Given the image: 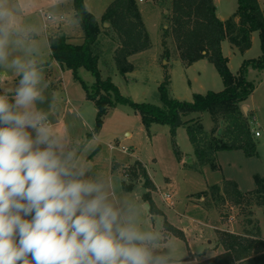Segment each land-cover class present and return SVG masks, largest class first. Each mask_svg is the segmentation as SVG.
<instances>
[{"label": "rangeland", "instance_id": "obj_1", "mask_svg": "<svg viewBox=\"0 0 264 264\" xmlns=\"http://www.w3.org/2000/svg\"><path fill=\"white\" fill-rule=\"evenodd\" d=\"M56 1L6 0L5 6L14 15L13 28L19 33L12 37L14 43L10 47L11 55L8 59L11 61L20 57L37 64L42 75L39 87L44 99L42 102L37 101L36 107L47 113L48 123L66 149L73 152L90 170V175L103 178L122 205L135 207L142 229L159 233L161 238L171 236L167 241L160 242L157 251L162 254L171 253L178 258L187 256L189 242L195 247L198 256V260L193 263L196 264L224 251L221 243L224 231L243 233L258 225L264 237V207L255 204V196L249 194L242 203L236 204L233 197L222 191L217 195L203 192L215 183L223 185L226 179H234L241 190L249 191L256 187L255 175L264 176V71H249L248 78L254 80L257 86L247 99L249 108L245 102L242 104L256 144L255 155H247L242 149L219 150L215 155L218 167L214 169L209 163L199 162L185 126H180L176 135L184 155H177L172 144L170 126L156 123L147 130L140 113L127 103H119L109 109L103 118L102 128L97 131L98 110L95 102L87 97L85 87L74 78L72 71L63 70L51 56L50 37L65 32L73 42H81L84 38L82 27L75 16L74 0H60L59 4ZM112 1L84 2L87 9L101 20L97 52L102 76L111 77L123 95L136 102L162 105L159 85L164 80L166 70L171 77L170 95L180 100H193L196 92L206 93L224 88L215 64L207 58L189 66L184 64L177 42L171 31H168L171 11L167 12L162 24L158 23L156 16L147 11L152 4L151 0H137L146 12L151 47L132 58V62L129 60L132 54L129 55L128 60L134 68L129 73H121L113 56L119 41L113 30L109 26L106 30L102 22V14ZM152 1L159 3L163 9H172L169 0ZM234 5L236 8V0ZM218 11L221 15L231 12V3L224 1L219 4ZM237 34L238 31L235 32L230 25L229 38ZM255 35L247 55L234 51L227 41L226 53L224 49L223 53L230 58L228 64L232 72H237L241 61L262 54L259 32ZM79 74L87 85L94 83L95 77L90 70L81 67ZM19 79L20 75L13 68L0 65V93L6 91L11 99ZM191 116L200 118L210 135H219L218 129H224L222 113L193 112ZM256 131L260 132L259 136L255 134ZM125 147L129 151L124 150ZM136 156L145 162L151 173L158 187L155 189V200L165 214L151 215L150 211H143L142 195L147 189L143 187L142 177L137 179L130 175L131 167L139 160ZM123 182L137 187L129 193L124 190ZM165 193L171 194L169 201ZM166 220L183 228L189 241L167 233L164 226Z\"/></svg>", "mask_w": 264, "mask_h": 264}, {"label": "clouds", "instance_id": "obj_2", "mask_svg": "<svg viewBox=\"0 0 264 264\" xmlns=\"http://www.w3.org/2000/svg\"><path fill=\"white\" fill-rule=\"evenodd\" d=\"M5 3L0 65L20 79L11 99L0 93V264H172L160 234L140 227L135 207L90 175L36 107L42 75L33 60L9 61L19 33Z\"/></svg>", "mask_w": 264, "mask_h": 264}, {"label": "trees", "instance_id": "obj_3", "mask_svg": "<svg viewBox=\"0 0 264 264\" xmlns=\"http://www.w3.org/2000/svg\"><path fill=\"white\" fill-rule=\"evenodd\" d=\"M237 2L235 15L239 17L238 34L229 38L231 21L218 16L214 0H172L168 31H171L177 42L184 64L189 66L199 59L207 58L215 64L224 83V88L219 91L194 93L193 100H180L170 95L171 77L168 70L165 71L164 80L159 85L162 105L133 101L121 93L111 77L104 78L99 68L100 56L97 52L101 22L87 9L84 0H74L75 16L84 33L83 41L72 43L68 41L66 34L60 32L49 38L51 56L64 69L72 71L74 78L80 80L85 87L87 97L95 102L98 110L97 131L102 128L103 118L109 109L119 103H127L140 113L147 130L153 123L170 126L172 144L177 155L181 154L176 140L177 129L186 126L199 162L209 163L216 169L218 165L215 162V155L219 150L242 149L247 155L257 154L242 104L257 86L254 80L248 78L249 69L264 71V11L259 0ZM102 22L109 23L119 41L114 54L118 70L124 74L131 71L134 65L128 60V56L151 47L150 35L137 0H113L102 15ZM254 31L259 32L262 54L257 58L243 60L237 73L232 72L228 64L229 58L223 53L222 42L228 37L241 52H244L252 45L251 37ZM81 67L90 70L94 75L95 81L91 86L81 78L79 74ZM207 111L224 115L221 122L225 125L224 129H218L219 135H210L200 118L189 117L193 112ZM130 175L137 179L143 178V186L147 190L142 197L149 204L150 213L163 214L152 198V190H155L156 186L141 161H135L130 169ZM255 180L256 187L249 191L241 190L234 179H226L223 185L215 183L203 192L217 195L222 191L233 197L236 204L242 203L245 196L252 194L255 196V204L264 207V176L256 174ZM123 188L132 190L133 186L123 182ZM164 226L167 233L175 234L186 241L182 229L167 220ZM221 243L224 247L222 253L196 264H264V237L258 225L253 230L246 229L243 233L224 231Z\"/></svg>", "mask_w": 264, "mask_h": 264}, {"label": "crops", "instance_id": "obj_4", "mask_svg": "<svg viewBox=\"0 0 264 264\" xmlns=\"http://www.w3.org/2000/svg\"><path fill=\"white\" fill-rule=\"evenodd\" d=\"M85 1V0H84ZM143 1H145V0H139V2H143ZM226 2L227 4H229V3H231V12H229V13H227V14H225V15H221L220 14V12L218 11V9H219V4H223V2ZM237 1V0H236ZM57 2V4H59L60 3V0H58V1H56ZM138 2V5H139V8H140V11H141V15H142V18H143V21H144V24H145V26H146V29H147V31H149V27H148V25H147V22H146V15H145V9L144 8H142L141 6H140V3ZM151 2H152V4H151V6L149 7L150 9H147V11H149V13H151V14H153V15H155L156 16V19H157V22L158 23H160V24H162L163 22V19H164V17H165V15L167 14V12L168 11H171V9H163V8H161V6H160V4L159 3H157V2H155V1H152L151 0ZM214 2H215V4H217L216 6H217V12H218V16L221 18V19H223V20H230L231 21V26L235 29V32H237L238 31V28H239V17L237 16V15H235V11H236V9H237V6H236V8H235V5H234V2H235V0H214ZM169 3H170V5H171V3H172V0H169ZM259 3H260V6H261V8L263 9V11H264V0H259ZM111 4V3H110ZM109 4V5H110ZM108 5V6H109ZM237 5H238V2H237ZM107 6V7H108ZM107 9V8H106ZM75 10V9H74ZM153 10V11H152ZM106 11V10H105ZM104 13V12H103ZM103 15V14H102ZM97 18V17H96ZM98 19V18H97ZM99 20V19H98ZM15 21V20H14ZM99 21H101V20H99ZM15 24V22L13 23V25ZM109 23H104V26H105V28L107 27V26H109L108 25ZM45 26L47 27L48 25H47V23L45 22ZM102 29V28H101ZM150 32V31H149ZM148 32V33H149ZM258 31H254L253 33H252V43H254V40H255V34L257 33ZM62 34L64 33V34H66L65 32H61ZM66 36H67V38H68V41H70V42H72V43H81V42H73L72 40H70V38L68 37V35L66 34ZM100 36H101V34L99 35V37H98V40H97V42H99V40H100ZM83 37V36H82ZM84 39V38H83ZM227 41L229 42V44L231 45V47L234 49V51H236V52H240L242 55H247V53L250 51V49L251 48H249V49H247V50H245L244 52H241L240 50H239V48L235 45V44H233L232 42H231V40L227 37L223 42H222V49H224V52H225V45L227 44ZM252 46V45H251ZM148 49H150V47L148 48ZM145 50H147V49H145ZM145 50H142V51H139V52H136V53H134V54H132L130 57H129V60L132 62V58H134L135 56H137V55H139V54H141L143 51H145ZM226 53V52H225ZM114 54H115V49H114V51H113V56H114ZM227 57H229V56H227ZM259 57V56H258ZM253 58H257V57H253ZM230 59V58H229ZM245 59V58H244ZM201 59H199V60H197V61H200ZM197 61H195V62H193V64L194 63H196ZM242 62L243 61H241V64H242ZM37 65V64H36ZM241 66V65H240ZM251 69H253V68H250L249 69V71L251 70ZM63 70H70V69H63ZM239 70V69H238ZM237 70V71H238ZM253 70H255V69H253ZM130 72V71H129ZM129 72H126V73H129ZM237 73V72H236ZM245 103L247 104V107L249 108V105H248V103H247V100L245 101ZM153 124H156V123H153ZM151 127H152V125H151ZM150 127V128H151ZM186 127V126H185ZM180 129V127H178V129L177 130H179ZM178 132V131H177ZM128 135H131V133H128ZM260 135V134H259ZM258 135V136H259ZM181 150V149H180ZM181 156H183L184 155V152H182L181 154H180ZM137 157V156H136ZM137 159H139L138 157H137ZM140 160V159H139ZM141 161V160H140ZM142 163H143V165L145 166V162H143V161H141ZM146 167V166H145ZM146 170H147V172H148V174H149V176H150V178L152 179V181L154 180L153 179V177H152V175H151V173H149V171H148V169L146 168ZM154 182V181H153ZM154 184H155V182H154ZM155 186H156V189H158V187H157V185L155 184ZM136 187L137 186H135V185H133V188H132V190H126L127 192H129V193H132L135 189H136ZM144 187V186H143ZM145 188V187H144ZM240 188V187H239ZM125 190V189H124ZM251 190H253V189H251ZM157 191V190H156ZM156 191L155 190H152V198L155 200V195H156ZM248 191V190H247ZM165 196H166V193H165ZM168 201L170 200V198H167V197H165ZM156 201V200H155ZM146 201L144 200V199H142V203H145ZM157 202V201H156ZM148 204V203H147ZM157 204H158V202H157ZM158 206H159V208L161 209V211L164 213V210L160 207V205L158 204ZM165 214V213H164ZM151 215H156V214H151ZM177 227V226H176ZM179 228V227H178ZM180 229H182L183 231H184V233H185V236H186V240L187 241H189V238L187 237V234H186V231L183 229V228H181L180 227ZM171 236H166V237H163V238H161V241L160 242H165V241H167L168 240V238H170ZM188 251H189V255H187V256H183V257H181V258H178V257H174V256H172V264H193V263H195L197 260H198V256H197V254H196V250H195V247L193 246V244L192 243H189L188 242ZM206 255V254H205ZM204 255V256H205ZM207 256V255H206Z\"/></svg>", "mask_w": 264, "mask_h": 264}, {"label": "built area", "instance_id": "obj_5", "mask_svg": "<svg viewBox=\"0 0 264 264\" xmlns=\"http://www.w3.org/2000/svg\"><path fill=\"white\" fill-rule=\"evenodd\" d=\"M39 11L43 13V10H42V9H40ZM47 16H48L49 18H52V15H51V14H48ZM255 134H256V135H259L260 132H259V131H256ZM124 150L129 151V148L125 147ZM166 197H167V198H170V197H171V194H170V193H166Z\"/></svg>", "mask_w": 264, "mask_h": 264}, {"label": "water", "instance_id": "obj_6", "mask_svg": "<svg viewBox=\"0 0 264 264\" xmlns=\"http://www.w3.org/2000/svg\"><path fill=\"white\" fill-rule=\"evenodd\" d=\"M149 205V204H148Z\"/></svg>", "mask_w": 264, "mask_h": 264}]
</instances>
